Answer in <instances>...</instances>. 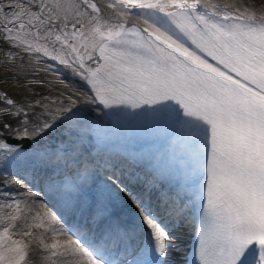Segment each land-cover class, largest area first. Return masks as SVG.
<instances>
[{
  "label": "snow or ice",
  "instance_id": "1",
  "mask_svg": "<svg viewBox=\"0 0 264 264\" xmlns=\"http://www.w3.org/2000/svg\"><path fill=\"white\" fill-rule=\"evenodd\" d=\"M0 61L17 66L0 176L23 184L18 159L48 170L27 193L0 183V264H31L34 242L44 264H173L189 209L192 264H264V0H0ZM128 126L170 143L176 197L152 206L122 187L130 221L77 220L74 194L115 168L100 153Z\"/></svg>",
  "mask_w": 264,
  "mask_h": 264
},
{
  "label": "bare ground",
  "instance_id": "2",
  "mask_svg": "<svg viewBox=\"0 0 264 264\" xmlns=\"http://www.w3.org/2000/svg\"><path fill=\"white\" fill-rule=\"evenodd\" d=\"M258 2H259V0H258ZM16 67L17 66H15V65H7L6 66V65L3 64L2 61H0V90L8 92L9 95H15V85L11 82V77L13 75H15V68ZM51 136H53V133L51 134ZM51 136L46 137L44 140L39 141L38 144H36V145H32L31 144L29 148H24L25 151L28 152L29 149H31L32 151H35L37 149H42L46 145H48L49 143L58 142L60 140V139H53V138H51ZM62 137H65V136H62ZM27 163L31 164V162H27L24 159H18L15 162L13 168L10 169V170L11 171H15L18 168H21L22 166H25L26 168H29L30 165H27ZM2 177L3 176H1L0 178H2ZM37 243L38 242H35V244H37ZM37 261H38L37 256H33V262L31 264H38Z\"/></svg>",
  "mask_w": 264,
  "mask_h": 264
},
{
  "label": "rangeland",
  "instance_id": "3",
  "mask_svg": "<svg viewBox=\"0 0 264 264\" xmlns=\"http://www.w3.org/2000/svg\"><path fill=\"white\" fill-rule=\"evenodd\" d=\"M38 244V243H37ZM37 244H35V242L33 243V245H32V249H31V251H30V253H31V255L34 253V254H36V255H41L40 253H38V252H40V250H39V247H38V245ZM38 264H44V261L42 260V257H39L38 258ZM36 262V263H37ZM31 263H32V260H31Z\"/></svg>",
  "mask_w": 264,
  "mask_h": 264
}]
</instances>
